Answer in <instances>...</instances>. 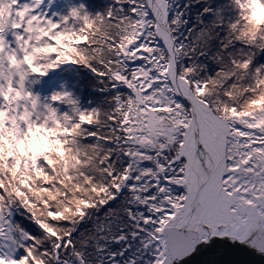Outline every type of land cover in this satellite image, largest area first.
Masks as SVG:
<instances>
[{"label": "snow or ice", "instance_id": "6c2138e0", "mask_svg": "<svg viewBox=\"0 0 264 264\" xmlns=\"http://www.w3.org/2000/svg\"><path fill=\"white\" fill-rule=\"evenodd\" d=\"M52 4L0 0V264L264 257V0Z\"/></svg>", "mask_w": 264, "mask_h": 264}, {"label": "trees", "instance_id": "16d2710c", "mask_svg": "<svg viewBox=\"0 0 264 264\" xmlns=\"http://www.w3.org/2000/svg\"><path fill=\"white\" fill-rule=\"evenodd\" d=\"M83 3L85 7L92 13L102 11L104 7L108 5V0H53L52 6L49 8L51 12H66L68 7L71 5ZM261 62H264L262 60ZM67 65L61 66L58 69L49 72L47 77L41 78L40 90L47 94L52 90H58L59 86L65 82L76 84L78 82H85L82 86L81 91L87 98H93L91 96V88L88 87V73L86 70L75 67H66ZM65 67L63 70H60Z\"/></svg>", "mask_w": 264, "mask_h": 264}, {"label": "water", "instance_id": "95a60500", "mask_svg": "<svg viewBox=\"0 0 264 264\" xmlns=\"http://www.w3.org/2000/svg\"><path fill=\"white\" fill-rule=\"evenodd\" d=\"M68 67L74 66L69 65ZM188 259L191 260L192 258ZM180 264H186V262L181 261ZM193 264H264V257L247 250H236L217 245L194 257Z\"/></svg>", "mask_w": 264, "mask_h": 264}, {"label": "clouds", "instance_id": "9594fccd", "mask_svg": "<svg viewBox=\"0 0 264 264\" xmlns=\"http://www.w3.org/2000/svg\"><path fill=\"white\" fill-rule=\"evenodd\" d=\"M260 36L264 37V30H261V32L259 33Z\"/></svg>", "mask_w": 264, "mask_h": 264}]
</instances>
